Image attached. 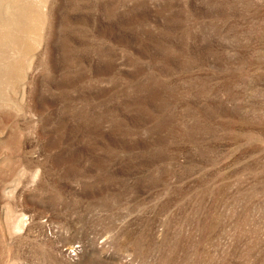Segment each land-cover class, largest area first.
<instances>
[{"label": "rangeland", "instance_id": "374dc122", "mask_svg": "<svg viewBox=\"0 0 264 264\" xmlns=\"http://www.w3.org/2000/svg\"><path fill=\"white\" fill-rule=\"evenodd\" d=\"M0 264H264V0H0Z\"/></svg>", "mask_w": 264, "mask_h": 264}]
</instances>
